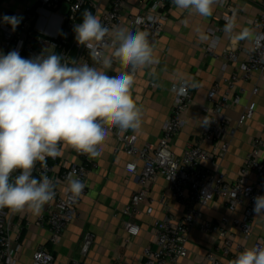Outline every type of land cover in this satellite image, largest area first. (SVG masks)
<instances>
[{"label": "built area", "instance_id": "built-area-1", "mask_svg": "<svg viewBox=\"0 0 264 264\" xmlns=\"http://www.w3.org/2000/svg\"><path fill=\"white\" fill-rule=\"evenodd\" d=\"M64 5L69 6L67 15L60 12ZM126 5L127 0H108L107 7L103 10L100 0H39L26 8L15 31H12L10 24L3 22V17L9 16L8 14L0 18L3 54L18 50L22 57L28 59L54 52L64 57V61L70 65L75 60L78 64L88 63L90 66L99 67L89 57L86 48L81 55L79 54L80 45L72 35L74 26L82 22L85 11L96 17L101 13V23L110 29L126 25L129 31L147 32L153 47L163 36L165 25L175 7L172 0H138L140 11L136 15H126ZM226 5L227 2L222 0L221 6ZM231 10L236 12L234 8ZM44 13L61 16L63 21L56 24L48 20L47 33L38 26ZM228 19L230 16L226 14L220 17L224 22ZM253 25L257 32L250 49H227L223 52L222 58L226 62L224 69L228 63H239V70L214 83L207 96L209 105L204 108L209 114L210 123L204 125L199 136L181 155L174 152L173 142L185 127L189 110L194 104L195 86L189 81L171 87L174 94L173 108L156 143L140 147L137 144V136L131 130L110 128L109 135L115 136L117 140L114 154L120 151L128 154L132 160L127 163L126 170L131 174H137L140 179V187L132 195L129 204L121 210L122 215L133 218L140 212L142 203L149 197L151 185L159 177L167 180L173 198L184 208L180 220L166 216L154 222L153 244L144 249L142 264H177L188 255V243L195 227L205 234L218 238L217 247L209 251L205 257L206 264H227L225 258L231 262L242 251V246L235 245V236L231 228L237 230L245 242L253 236L256 220L253 213L254 198L264 195V132L254 139L252 150L246 156L234 182H229L226 174L204 166V162L222 158L229 150V143L222 140L230 122L225 111L241 103L244 90L239 87L240 81L252 80L256 75L260 80H264V3ZM221 32V27L211 30L214 48L220 40ZM206 49L212 52L213 46ZM240 50L248 55L247 60L242 63L239 58ZM105 51L110 54L112 50ZM111 68H118L122 72L131 71L130 67H125L115 60ZM139 74L140 68L135 71L134 82ZM221 81L226 84L224 92L221 91ZM258 91L259 88L256 86L253 93L257 94ZM254 114L252 107H246L238 120V126H243ZM202 143L212 144L213 149L205 150ZM65 146L79 162H70L63 157L62 150ZM59 147V156L47 157L44 162H36L32 173L37 178L46 175L54 182L55 198L45 205L35 220L40 229L48 231V242L52 245L61 242L64 233L76 217L78 205L88 193L89 173L91 169L98 167L97 157L89 158L66 143H61ZM69 173H73L74 178H79L86 185L82 194L75 200L70 199V194L66 191V177ZM18 174L19 170H16L12 175L14 177ZM217 198L225 200L226 207L231 213L237 211L240 206H245L244 215L241 218L225 215L217 221L206 219L204 208ZM14 216L20 217L17 226L13 224ZM29 218L30 212L27 208L18 212L0 209V264H19L25 248L23 233ZM124 224L128 234L125 243L130 244L132 238L138 236L140 226L132 221H126ZM94 240L93 233L87 232L84 235L81 243L83 254L88 253ZM253 247H264V238L255 240ZM55 261V255L47 245L36 246L32 264H55Z\"/></svg>", "mask_w": 264, "mask_h": 264}, {"label": "crops", "instance_id": "crops-1", "mask_svg": "<svg viewBox=\"0 0 264 264\" xmlns=\"http://www.w3.org/2000/svg\"><path fill=\"white\" fill-rule=\"evenodd\" d=\"M38 1L0 0V18L4 14L22 17L26 8ZM100 1L104 10L108 0ZM221 1L218 0L213 5V14L209 17L190 14L176 6L171 11L163 36L152 47L154 64L150 68H140L139 77L131 88V95L142 110L140 130L136 132L131 130L138 138V146L142 147L159 140L174 104L171 87L189 81L195 86L194 104L189 110L185 127L173 142L174 152L181 155L201 133L205 125L203 118L206 117L207 121L209 119V114L204 108L209 105L207 96L214 83L239 70V63H228L224 69L226 62L222 54L227 49L252 47L257 32L253 21L260 14L264 0H225L228 4L226 6H221ZM231 8L236 12L234 13ZM139 11L138 0H127L126 15H136ZM223 14L234 18L236 32L244 28L249 29L252 33L250 38L234 42L231 34L224 31L226 22L220 20ZM100 15L101 13L97 18L100 19ZM48 20L60 23L59 16L44 13L38 26L47 33ZM216 27H221L222 32L219 33L220 40L214 48L211 30ZM121 28L128 30L126 25ZM202 34L207 39L201 40ZM212 46L213 51L208 52L206 48ZM239 53L240 63L246 61L248 55L242 50ZM0 54H3L1 38ZM106 71L108 75L122 72L118 68ZM256 86L259 91L254 94ZM239 87L244 90L241 103L225 111L230 122L222 140L229 143V150L222 158L204 162L205 167L226 174L229 182L236 180L246 156L252 150L254 139L264 132V80H260L256 75L252 80L240 81ZM225 89L226 84L221 81V91L224 92ZM246 107H252L255 114L240 127L238 120ZM116 141L115 136L108 135L100 146L98 167L91 169L87 179L88 193L78 205L76 217L59 244L52 245L48 242V231L40 229L35 224L38 215L29 210L30 218L23 233L25 248L19 264H32L34 250L39 244L47 245L51 249L56 258L55 264H68L72 259L77 260V264H142L144 249L153 244L154 222L166 216H171L175 220L182 218L184 208L173 198L170 185L163 177H159L151 185L149 197L142 203L137 215L133 218L122 215L121 210L129 204L132 195L139 189L140 179L137 174H131L126 170L127 163L132 160L128 154L124 151L114 154ZM202 147L207 151L213 149L210 143H202ZM62 155L70 162H79L77 157L68 152L67 146L63 148ZM244 211L245 206H240L234 213L229 212L223 198L213 200L203 210L205 218L211 221H217L225 215L241 218ZM19 218L13 217L14 226L19 224ZM126 221H132L140 226L138 236L133 237L130 244L125 243L128 237L124 227ZM254 225L253 236L246 242L237 230L231 228L235 236V245L242 246V251L252 248L258 238H264V216H256ZM87 232L93 233L95 240L88 253L83 254L81 243ZM217 244L216 236L205 234L195 227L190 235L188 255L177 264H206L207 253L214 250ZM224 261L230 264L227 258Z\"/></svg>", "mask_w": 264, "mask_h": 264}, {"label": "clouds", "instance_id": "clouds-1", "mask_svg": "<svg viewBox=\"0 0 264 264\" xmlns=\"http://www.w3.org/2000/svg\"><path fill=\"white\" fill-rule=\"evenodd\" d=\"M172 2L180 10L209 17L218 0ZM21 19L4 16L3 22L15 31ZM236 27L234 18L224 27L234 42L252 35L247 28L236 32ZM73 30L78 45L99 67L75 60L70 65L54 52L28 59L18 50L0 54V208L42 212L55 198V186L46 175L33 176V169L36 162L59 156L61 143L96 158L110 128L133 132L141 128L142 110L131 88L136 69L150 68L155 62L148 33L110 29L88 11ZM200 38L207 39L203 34ZM114 60L131 71L108 75ZM203 120L205 125L210 123L206 117ZM16 170L19 174L13 177ZM66 182L73 200L86 186L73 173ZM253 213L264 216V195L254 198ZM230 264H264V247L246 248Z\"/></svg>", "mask_w": 264, "mask_h": 264}, {"label": "water", "instance_id": "water-1", "mask_svg": "<svg viewBox=\"0 0 264 264\" xmlns=\"http://www.w3.org/2000/svg\"><path fill=\"white\" fill-rule=\"evenodd\" d=\"M68 11H69V6L68 5H64L62 7V9H61L60 12L63 15H67L68 14ZM59 20H60V22H62L63 21V18L61 16H59ZM84 50H85V47L83 45H80V52H79V54L81 55L84 52ZM68 264H77V260L72 259V260L69 261Z\"/></svg>", "mask_w": 264, "mask_h": 264}, {"label": "trees", "instance_id": "trees-1", "mask_svg": "<svg viewBox=\"0 0 264 264\" xmlns=\"http://www.w3.org/2000/svg\"><path fill=\"white\" fill-rule=\"evenodd\" d=\"M82 21V19H81ZM72 35H73V38H75V33H74V30L72 31ZM1 209H4L6 211H10L11 209L7 208V207H4V208H1Z\"/></svg>", "mask_w": 264, "mask_h": 264}]
</instances>
